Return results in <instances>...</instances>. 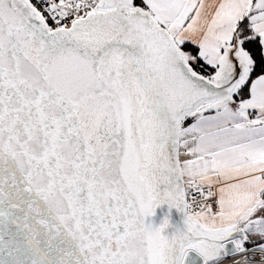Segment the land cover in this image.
<instances>
[{
    "label": "snow or ice",
    "instance_id": "obj_1",
    "mask_svg": "<svg viewBox=\"0 0 264 264\" xmlns=\"http://www.w3.org/2000/svg\"><path fill=\"white\" fill-rule=\"evenodd\" d=\"M0 264H264V0H0Z\"/></svg>",
    "mask_w": 264,
    "mask_h": 264
},
{
    "label": "water",
    "instance_id": "obj_2",
    "mask_svg": "<svg viewBox=\"0 0 264 264\" xmlns=\"http://www.w3.org/2000/svg\"><path fill=\"white\" fill-rule=\"evenodd\" d=\"M169 216L170 224L179 225L181 223L182 214L178 213L175 209L168 210L167 206L157 208L153 217L148 218L154 225H158L165 215ZM171 229H168L170 231ZM190 256H195V253H191Z\"/></svg>",
    "mask_w": 264,
    "mask_h": 264
}]
</instances>
